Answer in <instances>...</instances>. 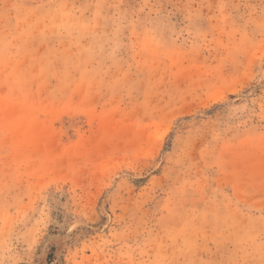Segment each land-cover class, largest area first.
Masks as SVG:
<instances>
[{
	"label": "rangeland",
	"instance_id": "obj_1",
	"mask_svg": "<svg viewBox=\"0 0 264 264\" xmlns=\"http://www.w3.org/2000/svg\"><path fill=\"white\" fill-rule=\"evenodd\" d=\"M0 264H264V0H0Z\"/></svg>",
	"mask_w": 264,
	"mask_h": 264
},
{
	"label": "bare ground",
	"instance_id": "obj_2",
	"mask_svg": "<svg viewBox=\"0 0 264 264\" xmlns=\"http://www.w3.org/2000/svg\"><path fill=\"white\" fill-rule=\"evenodd\" d=\"M56 240H57V239H56ZM56 240H55V241H56ZM57 243H58V242H57Z\"/></svg>",
	"mask_w": 264,
	"mask_h": 264
}]
</instances>
